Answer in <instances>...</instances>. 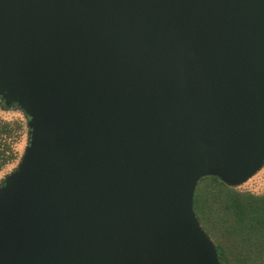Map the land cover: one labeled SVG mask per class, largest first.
Wrapping results in <instances>:
<instances>
[{
    "label": "water",
    "instance_id": "obj_1",
    "mask_svg": "<svg viewBox=\"0 0 264 264\" xmlns=\"http://www.w3.org/2000/svg\"><path fill=\"white\" fill-rule=\"evenodd\" d=\"M0 97V264H221L193 196L264 166V0H0Z\"/></svg>",
    "mask_w": 264,
    "mask_h": 264
},
{
    "label": "trees",
    "instance_id": "obj_2",
    "mask_svg": "<svg viewBox=\"0 0 264 264\" xmlns=\"http://www.w3.org/2000/svg\"><path fill=\"white\" fill-rule=\"evenodd\" d=\"M10 133L0 122V135ZM0 144V169L8 163ZM195 215L215 244L221 264H264V189L261 194L201 179L193 196Z\"/></svg>",
    "mask_w": 264,
    "mask_h": 264
},
{
    "label": "rangeland",
    "instance_id": "obj_3",
    "mask_svg": "<svg viewBox=\"0 0 264 264\" xmlns=\"http://www.w3.org/2000/svg\"><path fill=\"white\" fill-rule=\"evenodd\" d=\"M0 122L9 123L10 133L0 135V144L5 150V157L9 159L0 169V184L7 175L12 173L19 165L22 155L28 145V127L25 114L17 105L5 106L0 100ZM239 190L261 194L264 189V166L247 182L235 187Z\"/></svg>",
    "mask_w": 264,
    "mask_h": 264
},
{
    "label": "flooded vegetation",
    "instance_id": "obj_4",
    "mask_svg": "<svg viewBox=\"0 0 264 264\" xmlns=\"http://www.w3.org/2000/svg\"><path fill=\"white\" fill-rule=\"evenodd\" d=\"M0 100L3 101V103H4L5 106H8V107H9V106L15 105V104L6 105V104H5V101H4L1 97H0Z\"/></svg>",
    "mask_w": 264,
    "mask_h": 264
}]
</instances>
